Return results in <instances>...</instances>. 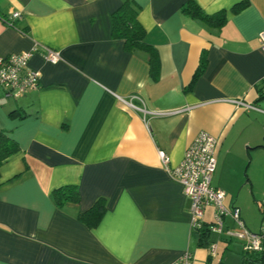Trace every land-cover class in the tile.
Masks as SVG:
<instances>
[{
    "label": "crops",
    "instance_id": "1",
    "mask_svg": "<svg viewBox=\"0 0 264 264\" xmlns=\"http://www.w3.org/2000/svg\"><path fill=\"white\" fill-rule=\"evenodd\" d=\"M123 1L0 0V55L43 45L61 57L51 64L33 52L38 87L18 98L0 87V130L20 148L0 166V264H172L186 252L191 264H240L243 242L225 231L198 244L190 201L158 155L176 167L200 132L217 139L211 185L259 231L264 0H191L207 15L223 12L220 28L182 13L190 0H132L156 77L146 52L112 37ZM66 185L80 200L58 206L53 192ZM98 199L105 211L89 226L80 213ZM214 211L204 210L205 224ZM223 224L238 230L230 216Z\"/></svg>",
    "mask_w": 264,
    "mask_h": 264
},
{
    "label": "built area",
    "instance_id": "2",
    "mask_svg": "<svg viewBox=\"0 0 264 264\" xmlns=\"http://www.w3.org/2000/svg\"><path fill=\"white\" fill-rule=\"evenodd\" d=\"M20 18L15 12L6 23L14 26L13 20ZM260 48L264 52V34L259 35ZM40 51L43 59L51 64L60 61V54L43 45H35L31 51L0 55V87L6 95L18 98L28 90L38 87L40 72L29 67V60L33 52ZM131 108L137 109L131 102L124 101ZM234 104L250 108V106L233 101ZM217 139L206 132H200L186 148L182 160L173 168H168V158L162 151L158 155L167 168L169 175L179 182L184 195L190 201L189 213L191 217V231L205 227L211 233H224L228 237L236 238L243 242V250L258 251L264 253V200L261 202L263 220L258 232H251L245 227L237 207L230 209L223 204L225 193L211 185L212 176L216 169L215 149ZM214 207L213 220L205 224L203 221L204 210ZM230 216L236 225V231L224 229L223 219ZM210 253H215V245H210ZM192 256L186 252L172 264H191Z\"/></svg>",
    "mask_w": 264,
    "mask_h": 264
},
{
    "label": "trees",
    "instance_id": "3",
    "mask_svg": "<svg viewBox=\"0 0 264 264\" xmlns=\"http://www.w3.org/2000/svg\"><path fill=\"white\" fill-rule=\"evenodd\" d=\"M132 0H124L121 5L111 14V34L115 39L122 40L127 51L139 50L146 52L150 66V74L157 76L159 70V60L156 51L144 40V30L137 19V8ZM242 4H237L234 10H238ZM182 13L197 17L209 25L220 28L225 22V15L219 12L213 15L205 14L193 1L186 2L182 8ZM264 96V92L261 93ZM18 143L7 134L0 130V166L11 155L19 151ZM1 186V183H0ZM54 200L58 206L65 202L78 203L80 200L79 190L76 185H66L57 188L53 192ZM105 211L103 199H98L86 211L80 213V219L87 225H96ZM193 236L197 239L200 246H207L210 231L202 227L194 230ZM240 264H264V253L258 251H243Z\"/></svg>",
    "mask_w": 264,
    "mask_h": 264
},
{
    "label": "rangeland",
    "instance_id": "4",
    "mask_svg": "<svg viewBox=\"0 0 264 264\" xmlns=\"http://www.w3.org/2000/svg\"><path fill=\"white\" fill-rule=\"evenodd\" d=\"M211 237L213 238V239H215L216 238V235L215 234H211ZM234 243V242H233ZM238 243V242H237Z\"/></svg>",
    "mask_w": 264,
    "mask_h": 264
}]
</instances>
